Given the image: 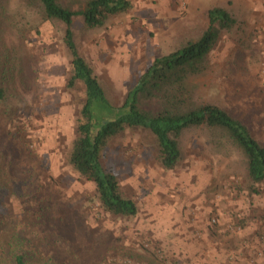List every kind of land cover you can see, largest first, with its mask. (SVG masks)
<instances>
[{
  "label": "rangeland",
  "instance_id": "1",
  "mask_svg": "<svg viewBox=\"0 0 264 264\" xmlns=\"http://www.w3.org/2000/svg\"><path fill=\"white\" fill-rule=\"evenodd\" d=\"M133 3L102 27L85 29L81 16L72 25L111 104L123 103L155 57L199 37L208 10L222 6L237 22L210 52L198 96L224 107L264 144V0ZM64 29L27 0H0V60L10 84V105L0 106V214L10 222L0 237L11 240L16 218L33 211L42 220L28 247L47 257L61 251L63 264H264V181L255 191L242 153L203 128L184 132L183 160L170 170L146 131L112 140L105 165L139 210L124 218L100 208L94 184L66 165L84 89L68 85ZM31 182L30 200L1 190Z\"/></svg>",
  "mask_w": 264,
  "mask_h": 264
},
{
  "label": "trees",
  "instance_id": "2",
  "mask_svg": "<svg viewBox=\"0 0 264 264\" xmlns=\"http://www.w3.org/2000/svg\"><path fill=\"white\" fill-rule=\"evenodd\" d=\"M27 1L38 5L47 19H56L65 25L64 43L71 55L68 85L82 84L84 89L75 137L65 157L66 165L73 173L94 184L95 198L105 213L124 218L138 214L136 201L124 193L119 176L104 162L111 141L122 137L128 130L151 134L155 140L156 158L169 170L183 160L182 136L187 129L200 127L210 131L242 153L250 186L257 190L256 186L264 181V144L224 107L201 101L198 96L199 83L196 80L208 71L210 52L221 33L237 22L227 9L211 7L207 13L209 24L199 37L186 40L174 52L155 57L123 103L111 104L93 66L79 51L72 25L74 19L81 16L85 29L102 27L113 16L131 10L133 0ZM8 74L7 64L0 60V106L5 108L10 105ZM33 183L21 185L18 189L23 186L24 189L20 190L11 189L9 185L1 186V190L10 192L13 200H30L27 192ZM27 214L22 213L16 218L18 223L11 240L0 237V264H63L58 259L61 251L55 249L47 257L42 254V248L28 247L29 233H33L42 217L33 211ZM9 222L6 213L0 214V229ZM43 222L47 223V220L40 223Z\"/></svg>",
  "mask_w": 264,
  "mask_h": 264
},
{
  "label": "crops",
  "instance_id": "3",
  "mask_svg": "<svg viewBox=\"0 0 264 264\" xmlns=\"http://www.w3.org/2000/svg\"><path fill=\"white\" fill-rule=\"evenodd\" d=\"M189 244H191V243H189ZM189 244H188V245H189Z\"/></svg>",
  "mask_w": 264,
  "mask_h": 264
}]
</instances>
